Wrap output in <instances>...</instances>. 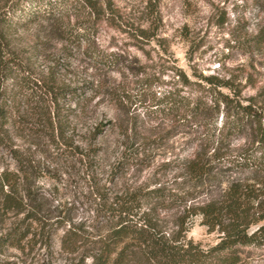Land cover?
<instances>
[{"label": "rangeland", "instance_id": "rangeland-1", "mask_svg": "<svg viewBox=\"0 0 264 264\" xmlns=\"http://www.w3.org/2000/svg\"><path fill=\"white\" fill-rule=\"evenodd\" d=\"M113 1L124 17L122 27L101 21L94 33V47L113 61L109 65L92 58L84 41L51 38L47 21L16 29L9 36L23 52L34 49L30 61L41 80L50 77L58 92H65L58 103L67 118V135L83 154L68 157L47 144L41 114L33 110L36 97L21 84H13L5 95L0 91V103L7 100L12 106L9 123L0 129L3 142L40 162L44 175L38 185L54 206L70 210L75 223L81 219L87 225L95 222L97 200L92 190H106L114 196L129 188L161 187L166 200L178 194L177 200L160 205L157 199H149L143 209L156 208L168 232L177 229L178 217L185 214L186 238L208 248L219 241V233L210 231L200 215L185 208L210 199L219 186L194 187L182 175V164L193 154L201 132H219L225 114L221 109L190 126L166 108L160 112L158 106L165 107L170 94L201 99L208 105L218 92L237 94L242 103L256 96L264 86V51L246 52L238 40L264 24V0ZM155 3L158 15L153 13L152 23L148 7ZM140 28L150 29L152 35H143ZM202 76L230 78L234 91L207 84ZM20 119H28V126L42 137L18 135V123L13 122ZM243 143L241 136L233 140L236 147ZM6 148L0 142V171L17 168ZM82 156L84 163L79 159ZM85 171L92 178L85 177ZM65 230H54L50 251L40 245L25 253L5 248L0 264H70V256L61 249ZM241 264H264V248H251Z\"/></svg>", "mask_w": 264, "mask_h": 264}, {"label": "trees", "instance_id": "trees-1", "mask_svg": "<svg viewBox=\"0 0 264 264\" xmlns=\"http://www.w3.org/2000/svg\"><path fill=\"white\" fill-rule=\"evenodd\" d=\"M157 4L148 7L152 23L158 15ZM42 21L50 24L51 38L60 42L84 41L92 58L109 65L113 61L94 47V33L101 21L121 28L124 17L113 0H0V91L5 95L13 84L32 91L36 97L33 110L41 114L47 144L72 157L83 153L67 135V118L58 103L65 92H58L50 77L41 80L30 61L34 49L29 48L32 53L23 52L9 39L14 30ZM149 30L140 28L146 36L152 35ZM238 41L246 52L264 51V24ZM202 79L212 86L234 91L230 78ZM238 96L218 92L208 105L201 99L191 101L170 94L165 107L158 106L160 112L166 108L178 121L190 126L221 109L225 114L219 132H201L193 154L182 164V175L194 187L208 183L219 186L218 193L210 199L185 208L200 215L210 231L219 233L215 245L203 248L186 238L185 214L178 217L177 229L168 232L162 228L156 208L143 209L149 199H157L155 203L160 205L177 200L178 194L166 200L161 187L145 191L129 188L114 196L106 190H92L97 200L95 222L87 225L81 219L75 223L70 210L54 206L38 185L44 175L40 162L31 153L6 146L0 134V142L10 149L17 162L15 170L0 171V253L8 247L25 253L38 245L50 251L54 230L66 227L61 249L70 256V264H241L251 248H264V86L247 103H242ZM11 108L7 100L0 103V129L9 123ZM28 119L13 122L18 123V135L29 139L42 137L31 124L28 126ZM239 136L244 143L236 147L233 140ZM79 159L84 163L85 157ZM87 171L85 177L92 178Z\"/></svg>", "mask_w": 264, "mask_h": 264}]
</instances>
